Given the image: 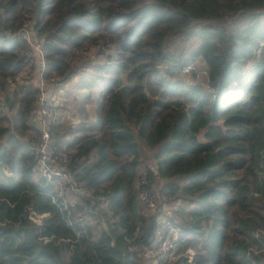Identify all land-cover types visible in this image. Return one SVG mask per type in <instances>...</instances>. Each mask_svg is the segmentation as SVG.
Listing matches in <instances>:
<instances>
[{
    "label": "trees",
    "instance_id": "16d2710c",
    "mask_svg": "<svg viewBox=\"0 0 264 264\" xmlns=\"http://www.w3.org/2000/svg\"><path fill=\"white\" fill-rule=\"evenodd\" d=\"M29 19L46 83L84 95L56 130L84 193L36 170ZM263 42L264 0H0V264H151L166 207L176 264H264Z\"/></svg>",
    "mask_w": 264,
    "mask_h": 264
},
{
    "label": "built area",
    "instance_id": "2783aa9c",
    "mask_svg": "<svg viewBox=\"0 0 264 264\" xmlns=\"http://www.w3.org/2000/svg\"><path fill=\"white\" fill-rule=\"evenodd\" d=\"M19 34L28 42L26 54L30 62L37 67L39 75L40 95L32 115V123L37 130V137L32 141L37 156L36 170L41 177L58 186L61 194L66 186L79 191L71 172L58 162L59 159L68 160V154L64 150L63 137L58 136L56 133L58 124L63 120L59 109V100L56 95L54 96L50 92V87L47 86L44 78L46 69L45 36H42L38 29L28 28L26 25L19 31ZM30 36H32L31 40ZM137 201L140 208L147 215L157 213L159 197L148 189L142 188L139 190ZM179 235L180 228L173 221L170 213H159L153 237L158 262H173L183 256L178 251Z\"/></svg>",
    "mask_w": 264,
    "mask_h": 264
},
{
    "label": "rangeland",
    "instance_id": "374dc122",
    "mask_svg": "<svg viewBox=\"0 0 264 264\" xmlns=\"http://www.w3.org/2000/svg\"><path fill=\"white\" fill-rule=\"evenodd\" d=\"M28 28H31L33 27L34 29H38L35 25H34V19H29L27 20L26 24H25ZM227 26L229 27L230 26V23H227ZM39 31V29H38ZM40 33V31H39ZM41 34V33H40ZM42 36H44L43 34H41ZM32 39V36H30V40ZM46 39V37H45ZM32 64V63H31ZM198 66V69L203 71L204 68H203V64L201 61H197L196 63ZM38 80H39V75H38V72H37V67L35 66L34 69H32V71L28 69H26L23 73H21V75L19 76V79H18V83L16 82L15 83V87L16 88H19L20 85L22 84H29V83H32V84H36V85H39L38 83ZM46 82V81H45ZM55 83V82H54ZM54 83H51V84H48L47 83V86L50 87V92L55 96H57V99L59 100V109L61 110V113H62V116H63V120L64 121V125H63V128L65 126H68V125H73V126H76L77 123L80 122L81 120V117H80V113L78 111V107L79 105L81 104V102L83 101V93L82 92H72L70 87L73 86L70 84V87H69V90L68 88L65 86V85H60L58 86L59 88H56V84ZM72 92V93H71ZM93 105L92 104H88L87 105V108H92ZM140 173H144V169L141 168ZM81 193H84V190L80 188L79 190ZM66 198H67V201L69 202H75L77 200V195L68 191L67 194H66ZM191 206H185L184 209L185 210H188ZM177 208V207H176ZM166 212H169L171 213V215L173 216V211L166 207ZM156 254H157V251L156 250H149L146 252V256L148 258H150V261H151V264H176V261H178L179 259L181 260V258L177 259L176 261H173V262H158V259L156 258ZM184 255V254H183ZM156 258V259H155ZM184 261V260H182ZM181 264H184V262H182Z\"/></svg>",
    "mask_w": 264,
    "mask_h": 264
}]
</instances>
